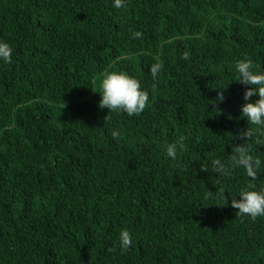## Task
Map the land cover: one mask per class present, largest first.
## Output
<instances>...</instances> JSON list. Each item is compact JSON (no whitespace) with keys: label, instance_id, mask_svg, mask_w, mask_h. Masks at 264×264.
Here are the masks:
<instances>
[{"label":"trees","instance_id":"obj_1","mask_svg":"<svg viewBox=\"0 0 264 264\" xmlns=\"http://www.w3.org/2000/svg\"><path fill=\"white\" fill-rule=\"evenodd\" d=\"M0 39V264H264V217L228 197L249 178L211 165L245 142L233 62L264 69V0H0ZM106 69L140 80L139 115L98 107Z\"/></svg>","mask_w":264,"mask_h":264},{"label":"clouds","instance_id":"obj_2","mask_svg":"<svg viewBox=\"0 0 264 264\" xmlns=\"http://www.w3.org/2000/svg\"><path fill=\"white\" fill-rule=\"evenodd\" d=\"M112 7L121 8L125 4V0H111ZM132 38H140L141 31L135 30L131 32ZM11 45L3 39H0V62L8 63L12 57ZM181 59L189 60L190 53L185 50L181 54ZM162 64L158 59L150 64L149 72L153 79L157 78ZM233 71L238 81L245 87L243 92V100L241 105V116L247 121L248 127L239 131L237 135L245 142L234 147L232 154L227 161L222 162L220 159L211 161L212 172L217 174L216 179L212 183L216 184L219 178L232 174L233 169H242L244 174L249 178L246 185L235 192L229 191L231 206L235 209L236 215L248 216L252 219L264 217V182L257 185L258 173L264 167V161L259 155H254L247 141L259 132L264 136V69H260L253 59L247 55L234 60ZM93 89V88H92ZM100 93L98 107L107 108L109 112L124 113L127 116L139 115L149 102L148 92L141 86L140 80L133 74L124 70L106 69L100 73L98 89H93ZM255 99H252L253 97ZM223 94L218 93L217 100H223ZM111 135L115 138L120 133L113 130ZM178 144L170 142L165 145V155L172 160L177 158ZM206 169L207 168H203ZM215 193V192H213ZM239 194V199L236 194ZM211 199H219L224 205L228 202L225 192L222 194L215 193L210 196ZM209 197V198H210ZM118 243L121 250L128 249L132 244L130 231L122 228L118 232Z\"/></svg>","mask_w":264,"mask_h":264}]
</instances>
